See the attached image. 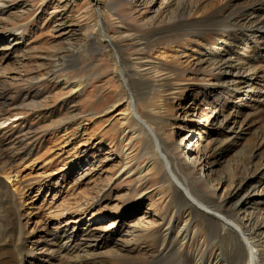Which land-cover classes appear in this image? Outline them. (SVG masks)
<instances>
[{"label":"rangeland","instance_id":"obj_1","mask_svg":"<svg viewBox=\"0 0 264 264\" xmlns=\"http://www.w3.org/2000/svg\"><path fill=\"white\" fill-rule=\"evenodd\" d=\"M259 1L0 0V179L9 187L5 192L0 186V242L12 245L14 228L15 244L20 235L23 245L31 247L36 239L44 251L50 230L76 225L84 242H78V259L61 255L51 263L160 264L157 257L171 254L157 255L158 226L179 228L190 218L175 211L156 174L158 163L144 168L143 135L126 132L122 138L120 115H115L126 106L101 116L128 91L137 95L136 112L170 149L181 151V162L207 175L205 186L215 189L216 199L242 187L250 199L239 212L264 218V177L244 180L247 171L264 162V96L245 98L246 88L236 80L241 74L219 73L237 62V73L251 75L255 92L264 81L256 49L264 48ZM246 14L255 22L250 31L240 29ZM99 16L116 41L114 48L96 37ZM113 19L123 27L107 25ZM129 35L141 45L130 46ZM141 48L171 70L179 87L175 93L159 97L127 73L128 86L120 85L115 51L128 59ZM227 117L237 120L234 127L226 125ZM124 166L129 175L119 178ZM140 169L146 196L131 203ZM201 227L189 223L180 252L208 251L214 259L217 245L205 239ZM258 238L252 240L260 244ZM85 242L98 245L89 257L82 253ZM42 254H36L37 261L30 253L25 261L51 264Z\"/></svg>","mask_w":264,"mask_h":264},{"label":"bare ground","instance_id":"obj_2","mask_svg":"<svg viewBox=\"0 0 264 264\" xmlns=\"http://www.w3.org/2000/svg\"><path fill=\"white\" fill-rule=\"evenodd\" d=\"M259 3H261L260 6L263 5L264 7V0H260ZM250 10L251 11H247L248 15L249 13L252 14V12H254V6ZM248 15L240 24V29L244 27L247 28L245 31H250L249 29H251L250 27L253 25L252 23H255L250 19L251 16ZM117 23L119 22L113 19V21L110 20L107 25H114L115 27H117ZM120 25L121 24H119L117 28L123 27ZM260 25L259 28L264 29V18L260 21ZM104 26L105 22L103 21L101 16H99V20L95 24L94 30L96 33V37L98 40L103 39L107 47L114 48V44L116 43V41L112 36H109L107 34V28H105ZM222 26L225 27V24H222ZM231 26L232 25H230V27ZM263 33L264 31H262V35ZM128 38L129 42H131L130 46L141 45L138 40H135L136 37L129 35ZM223 42L224 40L220 38L219 46H222ZM142 48L139 49L140 51L130 53L128 59H121V56H119L115 51L116 56L114 57V65L116 66V76L118 77L120 85L122 86V84H125L126 86H128V82L126 81L127 78L125 76L127 73L128 75L132 76V78L134 77L135 83H137L138 85L141 86L149 84L150 86H152L153 89L157 91L159 97L160 94L164 91H168V93L170 92V94L175 93V91H177L179 87H177L173 79V75L171 73L169 74L171 70L162 67V63H164L163 61L149 58L148 53H146L147 50L143 51ZM256 49L257 52H259L258 59L264 62V48L256 46ZM166 51L167 50H163V54ZM163 54H161V56ZM238 65L240 64L236 62V64L232 66L230 65L226 70L219 69V73L231 74L233 72L236 75L241 74L239 77H236V80H239V82H241L240 84H242L246 88L242 92L245 98H251V96L253 95H258L259 97L264 96V81L262 83L260 82V88L258 87V90L260 91L257 90V92H255L256 90L253 87L255 83L251 82V79L247 77H251V75H247L246 73L242 74L243 72L237 73V69L239 68ZM125 66L128 67V70L124 69ZM254 75H256V72L252 73V76ZM212 85L214 84H211L210 86ZM132 95L133 94L128 91V94L126 96L116 99L112 105L102 111L103 114L101 116H112L114 114V111H118V107H120L121 105L126 106V110H122L115 115H120V118L118 119H120V125L123 126L122 130L120 131L122 134V138H124L123 136L126 135V132L128 135L129 133L134 135L135 138L142 137L143 135L142 154L145 155L144 160L146 166L144 168L146 169L147 167L156 166V164L158 163L156 174H158L159 182L162 187L167 193L170 194L171 204L176 208L175 211L177 212V214L186 213L190 218L183 224V226L179 228H177L179 225H170L166 224V222V225L158 226L159 231L161 232V249L160 253H158L157 255H162L166 252H171V254L163 259H160L159 257H157L156 259L161 261L160 264H168V262L173 258H175V262L173 264H264V233H262L264 231V218H256V213L250 210H248L245 214L239 212V206L244 201H248L250 199V193L248 194L245 190L244 191L246 193H242V187L238 186L239 188L236 187L238 188L237 190L225 194L222 200L216 199L215 189H209L205 186L207 175H203L200 173L199 175H197L198 169L195 168V165L189 167L181 162V151L177 148L170 149L166 142L163 140L161 133L156 131L149 123L145 121V116L142 117L136 112L134 108V102L138 98L137 95ZM139 95L140 94H138V96ZM116 96L118 97V95ZM158 105L156 107L160 110L161 107ZM188 109L191 112H195L194 107H189ZM147 110L148 112H152L151 108H148ZM218 118L219 112H215L213 115V119L217 120ZM97 120H99V118H97ZM236 122L237 120L232 117H227L226 119V125L230 128L234 127ZM124 145L128 144L126 143ZM125 166L119 171V178L129 175V172ZM135 174L137 175V184L134 188V196L130 201L131 203L137 200L141 202L143 197L146 196L145 190L143 189L145 185V172H143V169H140ZM255 176L264 177V162L258 164L257 168L255 167L253 170L247 171L244 175V180L248 179L249 181H252ZM262 177L260 179H262ZM7 178L9 177L7 176ZM0 186L3 189L5 188V192L9 191L8 185H6L2 179H0ZM240 193H242V196H240ZM234 196L235 200H233ZM231 204L232 206L229 207ZM15 214H17V212ZM194 222H197L200 226L203 227L205 239H207L210 243H216L217 248H215L217 249V253L214 259L210 260L207 257L209 253L208 251L205 253L200 250H195L188 255L181 254L180 251L183 248L182 246L185 243V239H187V229L189 227V223ZM69 228L67 229L65 227L57 231L50 230L48 233H50L49 235L52 238L47 242V245H45L46 250L44 251L43 248L39 246V240L36 239H34V241H30L31 247L25 244L23 245V238H21L20 235H17L18 243L15 244L16 232L14 231V228L13 230L11 229L12 235H14L13 239L11 240L13 244L11 245L9 241L0 242V264H28L25 261L26 255H30L31 253L32 257L35 258L36 254H40L42 252H44V254H42L41 256L46 257V260L48 259L47 261H50V263L56 258L60 259L61 255H69V257L72 258L73 262H75V260L79 257L76 256L75 253L77 247L80 246L78 245V242L82 240L79 230L76 229V225H74L70 229ZM257 236H259L258 241L260 242V244H257L256 241L252 240ZM85 243L87 246L83 245L84 249H82V253H84L85 256L87 255L89 257L90 255L87 253H89L90 250L95 249L93 246L97 245V243ZM259 245L262 246V249ZM156 259H154V261Z\"/></svg>","mask_w":264,"mask_h":264}]
</instances>
